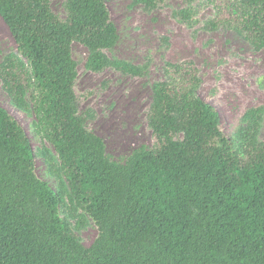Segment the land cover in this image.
I'll use <instances>...</instances> for the list:
<instances>
[{
    "label": "trees",
    "instance_id": "1",
    "mask_svg": "<svg viewBox=\"0 0 264 264\" xmlns=\"http://www.w3.org/2000/svg\"><path fill=\"white\" fill-rule=\"evenodd\" d=\"M163 1L131 0L147 10ZM207 1L216 8L210 30L229 26L264 48V0ZM62 5L65 19L49 0H0L16 45L0 62V81L12 104L33 115L68 201L92 219L97 237L82 247L60 216L63 188L55 192L36 177L27 133L0 107V264H264V141L244 135L241 154L232 151L218 112L194 97L198 70L185 61L166 64L168 81L152 85V147L124 164L111 161L86 128L92 112L79 111L72 44L87 49V71L142 72L103 54L118 41L104 0ZM175 15L190 22L195 12Z\"/></svg>",
    "mask_w": 264,
    "mask_h": 264
},
{
    "label": "rangeland",
    "instance_id": "2",
    "mask_svg": "<svg viewBox=\"0 0 264 264\" xmlns=\"http://www.w3.org/2000/svg\"><path fill=\"white\" fill-rule=\"evenodd\" d=\"M104 1L118 41L112 49L102 52L109 61L136 66L141 76L112 67L97 73L87 71V49L73 43L71 50L76 63L73 89L79 111L92 112L86 128L103 141L111 161L124 164L135 151L152 147L154 137L147 120L152 85L168 81L164 75L166 64L185 61L193 62L198 70L199 85L193 91L194 97L218 112L220 130L229 139L232 151L241 154L244 135L253 136L257 144L264 141V48L255 49L229 26L210 30L208 24L215 18L216 8L207 0H165L151 10L131 0ZM49 2L52 12L65 19L63 0ZM186 8L195 12L190 22L175 15ZM11 53H16V45L0 18V62ZM0 107L27 133L36 177L55 192L63 188L60 216L71 226L82 247L89 248L97 237L94 222L68 201L52 147L33 132V115L12 104L1 81ZM255 109H261L257 120L248 115Z\"/></svg>",
    "mask_w": 264,
    "mask_h": 264
},
{
    "label": "bare ground",
    "instance_id": "3",
    "mask_svg": "<svg viewBox=\"0 0 264 264\" xmlns=\"http://www.w3.org/2000/svg\"><path fill=\"white\" fill-rule=\"evenodd\" d=\"M120 142H122V141L120 140Z\"/></svg>",
    "mask_w": 264,
    "mask_h": 264
}]
</instances>
